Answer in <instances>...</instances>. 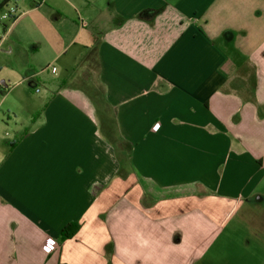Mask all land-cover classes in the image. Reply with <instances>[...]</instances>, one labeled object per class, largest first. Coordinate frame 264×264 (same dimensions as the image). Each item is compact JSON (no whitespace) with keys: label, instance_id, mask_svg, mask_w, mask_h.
<instances>
[{"label":"crops","instance_id":"0c3cea01","mask_svg":"<svg viewBox=\"0 0 264 264\" xmlns=\"http://www.w3.org/2000/svg\"><path fill=\"white\" fill-rule=\"evenodd\" d=\"M17 5L0 79L62 78L0 119V264H223L228 219L264 214V0Z\"/></svg>","mask_w":264,"mask_h":264},{"label":"rangeland","instance_id":"374dc122","mask_svg":"<svg viewBox=\"0 0 264 264\" xmlns=\"http://www.w3.org/2000/svg\"><path fill=\"white\" fill-rule=\"evenodd\" d=\"M4 35L3 28H0V36ZM0 57H7L0 54ZM42 67L34 72L39 78H31V86H20L12 82L0 79V119L3 118V112L7 106H17L19 122L26 123L29 120L32 110L38 105L40 99L45 95V83L51 79H60L61 67L57 63L46 65V58L43 57ZM23 63L20 69H24ZM56 67L58 75L52 74V68ZM34 74V73H33ZM66 74V73H63ZM63 76V75H62ZM12 90L13 94H9ZM21 94L23 95L21 97ZM40 104V103H39ZM31 118V117H30ZM14 119V117H13ZM252 203V204H251ZM242 205L228 219L224 229L221 232L224 237L223 247H219L217 242L214 250L226 252V258L223 264H264V214L261 208L253 206L254 201ZM260 207V205H258ZM227 237V238H226ZM227 239V241H226ZM251 251H255L254 254ZM217 264L216 262H213ZM222 264V263H221Z\"/></svg>","mask_w":264,"mask_h":264},{"label":"built area","instance_id":"2783aa9c","mask_svg":"<svg viewBox=\"0 0 264 264\" xmlns=\"http://www.w3.org/2000/svg\"><path fill=\"white\" fill-rule=\"evenodd\" d=\"M19 18V8L17 0H0V28H6L7 25L14 24ZM53 73L57 72L56 67L52 68ZM160 129V124L154 127V131ZM59 249V243L55 238L48 237L42 245V250L46 255H52Z\"/></svg>","mask_w":264,"mask_h":264},{"label":"trees","instance_id":"16d2710c","mask_svg":"<svg viewBox=\"0 0 264 264\" xmlns=\"http://www.w3.org/2000/svg\"><path fill=\"white\" fill-rule=\"evenodd\" d=\"M93 96H94L93 98H94L96 103L99 101H103L102 94L100 91H97L95 93V95H93ZM105 131L116 132L115 129L113 130L111 125ZM126 149H128V146H126ZM79 228H80V225L78 223H71V224L67 225L61 233L62 241H65V240L72 238L78 232Z\"/></svg>","mask_w":264,"mask_h":264}]
</instances>
